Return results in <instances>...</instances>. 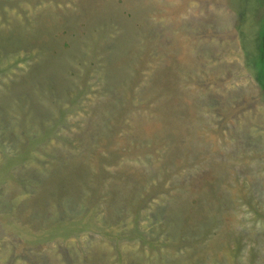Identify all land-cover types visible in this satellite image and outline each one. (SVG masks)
Wrapping results in <instances>:
<instances>
[{
	"label": "rangeland",
	"instance_id": "obj_1",
	"mask_svg": "<svg viewBox=\"0 0 264 264\" xmlns=\"http://www.w3.org/2000/svg\"><path fill=\"white\" fill-rule=\"evenodd\" d=\"M263 25L264 0H0V264H264Z\"/></svg>",
	"mask_w": 264,
	"mask_h": 264
},
{
	"label": "trees",
	"instance_id": "obj_2",
	"mask_svg": "<svg viewBox=\"0 0 264 264\" xmlns=\"http://www.w3.org/2000/svg\"><path fill=\"white\" fill-rule=\"evenodd\" d=\"M256 55H257L256 61L254 60V63L252 65V67L255 69V72H256V74L258 76V81H259V83L262 85V87L264 89V25L261 27L260 39L258 41V52H257ZM35 174L38 175V170L36 168H32V167L31 168H27V171H24L23 175L21 177H19L18 180L20 181L21 179H23V180L29 182V179L30 180H31V178L34 179ZM36 213H37L36 210L32 211L30 219L31 218L35 219L36 215L38 214V213L37 214ZM36 233H39V232H35L34 234H36ZM41 235L42 234H39L38 237L41 238L42 237ZM34 239H36V238H34ZM3 250H5V251L8 250V247H7L6 243L3 244ZM194 253L195 252H191V254H194ZM31 264H36V263L35 262H31Z\"/></svg>",
	"mask_w": 264,
	"mask_h": 264
},
{
	"label": "water",
	"instance_id": "obj_3",
	"mask_svg": "<svg viewBox=\"0 0 264 264\" xmlns=\"http://www.w3.org/2000/svg\"><path fill=\"white\" fill-rule=\"evenodd\" d=\"M174 47V46H173ZM203 96H205V93L203 94ZM205 98V97H204ZM205 100H206V98H205ZM204 100V101H205ZM60 150H64V149H60ZM55 152L56 153H58L59 155H61V156H63V154H61L60 152H59V149L57 148L56 150H55ZM65 152H67L66 150H65ZM171 203V200H169V204ZM31 217V215L29 214V218ZM32 219V221L34 222L35 221V219L34 218H31ZM37 231V230H36ZM40 231V230H39Z\"/></svg>",
	"mask_w": 264,
	"mask_h": 264
},
{
	"label": "bare ground",
	"instance_id": "obj_4",
	"mask_svg": "<svg viewBox=\"0 0 264 264\" xmlns=\"http://www.w3.org/2000/svg\"><path fill=\"white\" fill-rule=\"evenodd\" d=\"M1 182V181H0ZM209 231V230H208ZM231 246V245H230Z\"/></svg>",
	"mask_w": 264,
	"mask_h": 264
}]
</instances>
